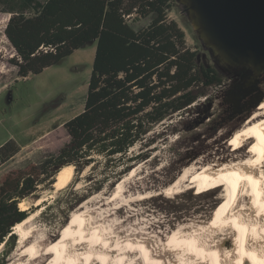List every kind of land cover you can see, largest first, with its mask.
I'll list each match as a JSON object with an SVG mask.
<instances>
[{"label":"rangeland","instance_id":"1","mask_svg":"<svg viewBox=\"0 0 264 264\" xmlns=\"http://www.w3.org/2000/svg\"><path fill=\"white\" fill-rule=\"evenodd\" d=\"M9 15L0 11V70L3 71L0 72V145L13 140L18 151L4 163L0 160V182L11 171L26 170L30 166L39 170L48 156L57 153L68 142L63 123L83 109L96 45V41L91 40L40 73L19 77L17 67L10 62L15 50L4 35ZM167 18L177 22L184 31L186 46L198 51L200 61L214 65L223 82L209 88L207 94L186 108L152 123L142 138L129 148L119 166H114L116 159L107 161L95 154L91 164L82 170L76 171L73 167V175L64 186L55 190L49 184L52 176L38 184L37 189L24 198L27 214L36 212L37 198H45L38 204L39 213L31 221L33 236L29 241L39 238L43 243H52L80 204L91 210L97 219L100 217L102 225H112L111 229H119L122 233L136 229L134 232L140 236L142 233L150 236L149 242L152 246L156 244V248L153 247L158 253H163V240L171 228L181 223L198 226L215 216L224 195L223 187L208 191H204V187H192L173 195L164 194L162 189L193 162L197 165L208 161L221 163L243 157L257 146L256 143L255 146L254 143L242 146L235 136L246 118L263 102L264 73L257 84L260 94L242 114L236 115L231 109L234 116L231 115L230 120L224 100L229 72L204 46L178 1L167 12ZM149 21L150 18H143L132 25L137 29ZM132 167L136 170L130 175ZM51 170L52 166L49 167ZM44 176L42 174L40 178ZM120 179H123L124 198L117 204L108 205L109 196ZM117 205L121 207L115 213ZM15 236L12 246L8 242L3 244L0 264L15 258L14 252L20 247L18 235ZM49 244L46 253L52 250ZM172 247L165 245L169 254L174 255L176 252ZM46 253L42 260L36 261L44 264L49 259ZM204 259L202 262L205 263L207 260ZM193 261L200 264L199 260Z\"/></svg>","mask_w":264,"mask_h":264},{"label":"trees","instance_id":"2","mask_svg":"<svg viewBox=\"0 0 264 264\" xmlns=\"http://www.w3.org/2000/svg\"><path fill=\"white\" fill-rule=\"evenodd\" d=\"M176 1L0 0V11L10 14L4 35L15 50L10 62L19 77L96 41L83 109L63 123L68 142L39 170L11 171L0 182V244L15 243L12 227L27 216L19 201L51 176L52 184L62 166L80 171L95 154L119 166L152 123L221 85L216 67L200 61L198 51L186 46L183 29L167 18ZM143 18L150 21L136 29L132 23ZM17 151L13 140L0 145L1 163Z\"/></svg>","mask_w":264,"mask_h":264},{"label":"bare ground","instance_id":"3","mask_svg":"<svg viewBox=\"0 0 264 264\" xmlns=\"http://www.w3.org/2000/svg\"><path fill=\"white\" fill-rule=\"evenodd\" d=\"M235 138L242 146L249 143L257 146L245 156L229 161H208L199 165L193 162L162 189L164 194L173 195L192 187H204V191L218 186L224 188L215 216L198 226L181 223L171 228L166 242L160 238L163 253L155 251L156 244H150V236L144 233L140 236L134 232L136 229L122 233L111 229L112 225H102L100 217L97 219L82 204L71 213L52 243H43L39 238L29 241L33 236L31 221L39 213L38 204L45 199L40 197L34 203L36 212L31 211L12 227L20 247L14 252L15 258L4 264H41L36 260H42L48 244L52 250L46 253L49 259L44 264H191L193 260H199L200 264H264V98L240 126ZM73 167L67 164L55 173L52 183L55 190L70 181ZM135 170L132 167L130 175ZM122 183L123 179L116 182L108 205L123 200ZM18 205L21 210L28 208L24 199ZM119 207H115L118 208L115 213ZM165 245H172L176 254H169ZM2 246L3 243L0 250ZM203 258L207 260L205 263Z\"/></svg>","mask_w":264,"mask_h":264},{"label":"water","instance_id":"4","mask_svg":"<svg viewBox=\"0 0 264 264\" xmlns=\"http://www.w3.org/2000/svg\"><path fill=\"white\" fill-rule=\"evenodd\" d=\"M177 1L220 66L241 71L247 90H257L264 73V0Z\"/></svg>","mask_w":264,"mask_h":264},{"label":"flooded vegetation","instance_id":"5","mask_svg":"<svg viewBox=\"0 0 264 264\" xmlns=\"http://www.w3.org/2000/svg\"><path fill=\"white\" fill-rule=\"evenodd\" d=\"M228 72L229 83L224 93V100L227 107L226 110L228 111V118L231 120V115L234 116V114H231V109L236 115L242 114L256 97L259 90L257 89L252 92L247 90V87L243 85V81L241 80V71L231 72L230 70Z\"/></svg>","mask_w":264,"mask_h":264}]
</instances>
